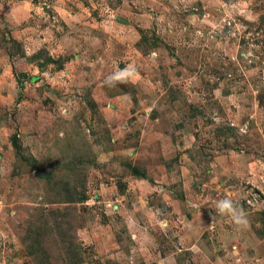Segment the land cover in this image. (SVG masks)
<instances>
[{"label": "rangeland", "instance_id": "374dc122", "mask_svg": "<svg viewBox=\"0 0 264 264\" xmlns=\"http://www.w3.org/2000/svg\"><path fill=\"white\" fill-rule=\"evenodd\" d=\"M0 264H264V0H0Z\"/></svg>", "mask_w": 264, "mask_h": 264}, {"label": "clouds", "instance_id": "9594fccd", "mask_svg": "<svg viewBox=\"0 0 264 264\" xmlns=\"http://www.w3.org/2000/svg\"><path fill=\"white\" fill-rule=\"evenodd\" d=\"M133 75V72H129L127 69L124 70L123 72L121 73H118L117 75H115L114 77H111L110 79H114V80H121V79H124L126 78L127 76H131ZM219 208L220 210L223 212V211H228L229 213H231L233 215V218L235 220V222L237 224H246L247 221L246 219L244 218V213L243 211L241 210L239 213H237L234 209H233V206H232V203L229 201V200H224V201H221L219 203Z\"/></svg>", "mask_w": 264, "mask_h": 264}, {"label": "crops", "instance_id": "0c3cea01", "mask_svg": "<svg viewBox=\"0 0 264 264\" xmlns=\"http://www.w3.org/2000/svg\"><path fill=\"white\" fill-rule=\"evenodd\" d=\"M162 132V135H164V132L163 131H161ZM168 132V131H167ZM162 199V198H161ZM162 200H166V195L164 194L163 195V199ZM118 206H119V209H117L118 208ZM118 206H116L115 208H114V211L115 212H117V210H118V214L119 215H123L124 213H125V210H122L121 208H120V205H118ZM123 207V206H122ZM120 210V211H119ZM127 214V213H126ZM170 214V213H169ZM158 215H162V216H164V217H166L167 218V220L169 219V215H165V214H162V213H158ZM127 216H128V214H127ZM126 217V216H125ZM135 218V215L134 214H130V217L129 218ZM169 223L171 224V222L169 221L168 222V225H169ZM167 228H168V226H167ZM171 227H169V229H170ZM190 240H192L191 238H190ZM191 248H192V246H191ZM190 248V249H191ZM104 259V258H103Z\"/></svg>", "mask_w": 264, "mask_h": 264}, {"label": "built area", "instance_id": "2783aa9c", "mask_svg": "<svg viewBox=\"0 0 264 264\" xmlns=\"http://www.w3.org/2000/svg\"><path fill=\"white\" fill-rule=\"evenodd\" d=\"M107 207H109V208H110V207H112V206H111V204H107Z\"/></svg>", "mask_w": 264, "mask_h": 264}]
</instances>
